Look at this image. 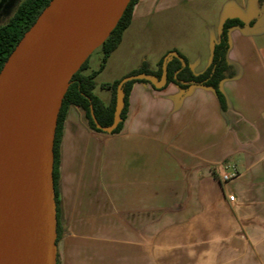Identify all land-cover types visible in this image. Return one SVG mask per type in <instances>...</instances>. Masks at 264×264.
<instances>
[{"label": "crops", "instance_id": "0c3cea01", "mask_svg": "<svg viewBox=\"0 0 264 264\" xmlns=\"http://www.w3.org/2000/svg\"><path fill=\"white\" fill-rule=\"evenodd\" d=\"M263 9L264 0H139L95 79L106 106L112 93L102 86L144 62L156 71L178 52L194 74L206 71L231 18L245 23L229 31L235 75L220 85L224 105L211 88L136 82L117 134L68 109L58 264H264ZM227 165L239 175L221 183Z\"/></svg>", "mask_w": 264, "mask_h": 264}, {"label": "water", "instance_id": "95a60500", "mask_svg": "<svg viewBox=\"0 0 264 264\" xmlns=\"http://www.w3.org/2000/svg\"><path fill=\"white\" fill-rule=\"evenodd\" d=\"M129 2L52 0L0 73V264H57L53 164L62 101L90 47L108 37ZM166 75L164 68L159 83L124 78L104 131L118 125L125 83L161 86Z\"/></svg>", "mask_w": 264, "mask_h": 264}, {"label": "trees", "instance_id": "16d2710c", "mask_svg": "<svg viewBox=\"0 0 264 264\" xmlns=\"http://www.w3.org/2000/svg\"><path fill=\"white\" fill-rule=\"evenodd\" d=\"M51 1L52 0H24L11 22L7 26L0 28V73L15 48L35 24L43 11L49 6ZM138 2L139 0H130L117 25L100 45L103 51V59L99 69L87 73L88 59H86L79 70L72 76L69 87L63 98L54 143L53 196L57 220L56 244L59 242L62 234L58 210L60 205V149L67 111L71 106L82 109L85 112L89 128L98 133H107L104 130L113 125L117 106V90L122 80L102 86L112 93V101L106 106L94 93L96 87L95 79L97 75L104 70L112 53L119 47L125 31L131 25L133 12ZM254 24L255 22L252 21L249 23V26L253 27ZM244 26L245 23L236 18L227 19L224 22L219 42L215 45L213 50L211 64L206 71L199 75L191 71L187 59L178 52H174V55L165 56L159 62L156 71L151 70L148 63L144 62L138 70L132 72L127 77L145 75L152 77L156 83H159L162 80L164 68H166L167 75L164 83L161 86H156L145 79L132 80L125 83L121 91L120 120L116 128L108 133L117 134L122 130L127 117L130 92L133 84L136 82L149 83L155 89L165 88L171 83L177 85L184 91H187L193 86L211 88L216 92L221 104L224 105L225 100L221 93L220 85L225 79L232 78L235 75L234 68L227 61L229 31L234 27Z\"/></svg>", "mask_w": 264, "mask_h": 264}, {"label": "flooded vegetation", "instance_id": "af4514ba", "mask_svg": "<svg viewBox=\"0 0 264 264\" xmlns=\"http://www.w3.org/2000/svg\"><path fill=\"white\" fill-rule=\"evenodd\" d=\"M24 0H0V28L7 26Z\"/></svg>", "mask_w": 264, "mask_h": 264}, {"label": "rangeland", "instance_id": "374dc122", "mask_svg": "<svg viewBox=\"0 0 264 264\" xmlns=\"http://www.w3.org/2000/svg\"><path fill=\"white\" fill-rule=\"evenodd\" d=\"M263 13H264V9H263ZM101 44L102 43L97 44L94 48H92L91 51L89 52L88 56H87V59L89 58L88 64L90 66V70H97L99 68V65L102 62L103 51L100 48ZM102 97H105V95H102ZM57 248L58 247L56 246V253H57Z\"/></svg>", "mask_w": 264, "mask_h": 264}, {"label": "built area", "instance_id": "2783aa9c", "mask_svg": "<svg viewBox=\"0 0 264 264\" xmlns=\"http://www.w3.org/2000/svg\"><path fill=\"white\" fill-rule=\"evenodd\" d=\"M227 172L224 174H216L215 175V179L217 181H220L221 183H228L232 180H234L235 178L238 177L239 175V171L235 166H231V165H227ZM235 200V198L233 196L229 197V201L233 202Z\"/></svg>", "mask_w": 264, "mask_h": 264}, {"label": "bare ground", "instance_id": "6f19581e", "mask_svg": "<svg viewBox=\"0 0 264 264\" xmlns=\"http://www.w3.org/2000/svg\"><path fill=\"white\" fill-rule=\"evenodd\" d=\"M95 46H96V43L93 44V45L90 47L89 51H90L92 48H94Z\"/></svg>", "mask_w": 264, "mask_h": 264}]
</instances>
